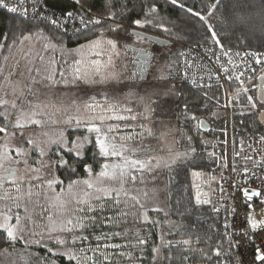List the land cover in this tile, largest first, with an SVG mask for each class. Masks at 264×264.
I'll return each mask as SVG.
<instances>
[{
  "label": "trees",
  "instance_id": "1",
  "mask_svg": "<svg viewBox=\"0 0 264 264\" xmlns=\"http://www.w3.org/2000/svg\"><path fill=\"white\" fill-rule=\"evenodd\" d=\"M47 1L49 6L58 9L60 12L70 10L74 12L83 11L90 17V20L103 17L106 18L107 22L102 20L99 26L92 25L87 30L70 36L43 22L31 21L0 8V63H2L4 57H8L19 46L21 39L23 40L24 37L35 32H44L50 41L60 45H67L68 47L96 40L108 32L107 29L110 25L113 26V20L108 19L109 11L126 13L125 19H120L119 15L115 18L121 24V29L125 28L123 30H126V32L130 29H140L156 35L167 36L174 41H180L182 45L192 44L221 48L211 38L210 32L214 30L224 46L222 49L264 51V0H177L176 5H173L171 0H86V2L85 0H80L83 9L78 6L80 4H77L76 0ZM112 4H115V7H111ZM123 4L127 5V9L121 7ZM152 4H156L157 11L154 14H149L148 7ZM212 5L217 6L213 8ZM188 9H192V11L189 12ZM194 13H199L200 16H196ZM153 16L156 18L153 24L135 25L132 23L135 19L144 20L146 17L152 19ZM200 17H204V19ZM157 21L162 23L163 27H155L154 24ZM165 28L169 31H165ZM126 32L122 36L131 38L130 32ZM180 51L182 52L181 47L170 55L168 64V67L171 65L169 70L172 73V77L176 75L175 77H177L180 84L179 99L172 107L175 120L171 122V136L174 139L176 138V141H174L176 147L174 149L164 147L165 145L162 144L161 139L157 135L158 142H155L157 144L151 154L162 160L161 154L166 150L170 154L167 157V161H170L177 153L188 151V157L183 163L178 161L173 164L170 169L161 165L159 170L156 171L157 176L155 175L156 177H154L158 185L157 188L147 187L143 189V191L152 190L159 195L155 202L140 203L144 205L143 208L137 205L130 210L124 209L129 211V215L126 218L127 223L122 226L108 223L94 230L95 235L115 231L123 232L129 237L128 240H125L123 236H111L110 239H102L99 242L102 246L104 244L119 245L115 249H104L110 257H114L108 264H210L208 256L213 257L211 264H235L237 262L235 247L230 254L222 255L219 261L214 256V250L221 246L223 251L227 253V238L223 233L225 232L224 224L226 221L229 224L228 230L230 231V215L228 211L218 214L213 213L209 210L207 204L196 203V195L202 181L209 180V177L213 175L218 177L223 170L219 161L214 162L209 159L208 154L215 152L217 157H224V130L227 115L230 119L231 137L236 143L249 134L257 132L264 134L262 127L258 129L260 124L256 112L248 106L246 99L248 95H252L254 98V88L250 86L243 87L247 88L248 92H240L230 98L231 103L228 111H226L225 105L228 101L226 94L228 91L235 89V83L199 84L198 88L197 84L184 82L182 80V55H179ZM65 65L62 63L61 67L64 69ZM132 81L138 82L136 80ZM135 89L139 90L136 87ZM205 92L207 97L204 96ZM29 99L34 101L37 98L29 97ZM42 99L45 100L46 98ZM185 103L188 104L187 109L184 108ZM44 104L46 103L44 102ZM51 104L47 105L50 106ZM134 110H136V107H134ZM1 111L14 112L15 110L9 104L7 108L3 107ZM123 111V109L118 108L114 112L120 114ZM108 113L105 110L96 112L97 115L103 114L106 116H108ZM212 113H216V115L213 116ZM192 116L197 119L192 120ZM67 118L68 115L64 119ZM202 118L209 124V130L207 131H203L200 127V119ZM52 124L58 126L54 123ZM52 124L50 123V126H53ZM48 127L45 125L43 129H48ZM29 128L31 126H25L24 129ZM12 131L13 129L9 127L8 132L11 133ZM53 131L55 129L48 133V137L34 133V138L32 139L35 140L36 136L43 137L38 138V141L51 138L56 133H53ZM23 133L25 140L31 139L30 136L26 137V135L31 133L30 131H24ZM68 134H71V139H75L77 135H86L88 133L83 127H71ZM5 135V133H0V143H4L3 138ZM188 137H192V140H188ZM18 139L19 132H17L16 140L10 139L8 142L9 150L13 149L12 153L15 152L14 149ZM90 145L87 146L88 152L83 157V160L88 163L92 162L93 155ZM23 146L26 148L30 147L26 143ZM190 146L196 148L195 153L190 151ZM38 154L34 156L36 163L30 161L33 168L39 166L40 157ZM14 159H19V157L16 156ZM111 160L118 161L116 157L111 158ZM100 162H104L103 158H100ZM83 170L82 167H78L77 172L70 175L66 169H58L55 174L64 181L63 185L59 186V190L61 191L62 187L66 188L71 180L90 179L91 177ZM99 171V167L96 166L92 175L93 179ZM193 172H199L201 175L194 176ZM147 174L150 173L144 175ZM39 181L47 186L42 180ZM149 185L151 184L149 183ZM160 188H162V191L159 190L157 192ZM127 191L128 193L132 192L131 189ZM121 198L123 199V196ZM16 211L19 212L20 216L30 212L15 206L11 212L14 213ZM105 211L109 216H114L115 210ZM145 213L149 216V222L147 223L142 219ZM104 214L103 212L99 213L101 217ZM137 216H139V219L136 218ZM152 221H155V223H152ZM3 231V229H0V232ZM75 233L78 235L79 230ZM84 234L88 235V232ZM137 234L146 240V244L142 246L136 244L135 236ZM36 238L39 237L37 235L31 236V238L25 237L18 242L14 241L10 244L0 242V264H37L35 257L37 255L43 257L46 254V249L42 245L30 243L32 239ZM183 240H189L190 243L184 245L181 243ZM76 243L77 245L81 243L95 245L97 241H95L94 236H89L87 241H77ZM129 244L134 247H130ZM49 247H51V243H49ZM157 247L160 248L159 258L154 260L153 257L157 256V253L153 252L152 249ZM60 250L62 251L63 249ZM53 251L55 252L57 249L54 248ZM88 255H93V253L89 252ZM185 256L188 257L187 260L183 259ZM55 264H68V259L67 257H62L55 260Z\"/></svg>",
  "mask_w": 264,
  "mask_h": 264
},
{
  "label": "snow or ice",
  "instance_id": "2",
  "mask_svg": "<svg viewBox=\"0 0 264 264\" xmlns=\"http://www.w3.org/2000/svg\"><path fill=\"white\" fill-rule=\"evenodd\" d=\"M86 2V0H85ZM77 4H80V0H76ZM173 5L177 4V0H171ZM0 6L8 8V4L5 0H0ZM37 5L34 4L35 8ZM183 6V5H181ZM217 5H212L216 7ZM81 9L83 5L80 4ZM111 7H115V4H112ZM122 8L127 9V5H121ZM12 12H16L17 9L12 7L10 9ZM157 11L156 4H152L148 7V13L154 14ZM189 12L192 9H188ZM196 16H200L199 13H194ZM65 17L67 19H72L75 17V12H66ZM119 15L120 19L126 18L125 12H113L109 11L108 19L113 20V25H110L107 29L108 32L114 34L116 39H107L105 41L101 40H91L88 43L89 49L95 50L94 55L97 57L90 61V63L85 62L83 59L82 50L85 48V45H80L79 49H69V54L73 52H80L82 58L76 59L74 56L73 59V73L71 78H69L63 68H51V64L54 61L49 62L47 65L36 66L32 60H28L24 64L23 71L20 70L19 62L13 65V69L8 72L7 76H4L3 69L0 67V76H3L5 80H8L10 77H13L14 74L20 76V81H16L15 85L11 87V93L16 97V101L11 102V108L15 110L14 112L0 111V133H5L4 143H0V168H4V162H14L16 164H23L25 166V172L28 174L30 180H42L45 182L49 188L53 186L63 185L64 181L59 179L56 176V171L58 169H66L70 175L77 172L78 167H82L84 171L92 177L94 173V168L99 167L100 171L95 174V179H85L83 181L71 180L69 181L67 187L71 190L74 186L83 184L85 189H81L83 193V198H77L73 196L70 200H65L63 202L62 208L60 209L61 214L65 215V218L59 223H52L51 227L47 228V234H33L37 235L39 238L32 239L31 244L42 245L46 249V254L41 257L37 255L35 260L37 264H55V260L62 257H67L68 264H108V262L114 257H110L107 252L104 251L105 248H118L119 245L104 244L103 246L99 243L102 239L108 240L111 236H123L125 240H128L129 237L123 232H111V233H102V235H95V229L100 228L103 224L113 223L116 225L122 226L127 223V216L129 211L124 209H132L137 205L140 208H143L144 205L139 203V200L136 196H132L131 199L134 201L133 204H128L123 197L129 195L127 189L130 185H135L137 182H144L145 173H153L157 168L162 164L165 168H171L173 164H176L178 161L183 163L184 160L188 157V151L184 153H177L170 161H163L151 154V150L148 148H131L123 141L132 140L131 136H121V143L116 142V137L113 135L114 132H119L118 124H110L108 121H123L128 119H136V116H106L103 114H96V109L102 107L96 100L95 97H89L88 100L83 101L82 107L86 113H90L86 117L78 118L75 116H69L63 123L69 127L72 126L75 122V127L85 128L87 133L86 135H77L75 139H71L69 134L65 136V133L61 131L57 139H45L42 141H36L32 139L25 140L24 133L20 131L25 128V124L40 125L44 126L49 123L51 119L50 116L44 111L48 107L47 104H44L43 101L40 103H33L32 99L38 98L41 94V90L45 89L48 92L49 103H51V97L57 96V86L63 84L65 87L76 86L78 84L91 85V84H103L108 80L119 81L120 77L118 74H111L110 76H100V79H96V76L100 74V69L102 67L101 57L107 55L108 63H112V56L118 55L116 52L117 41L119 37V31L121 30V24L115 18ZM42 20H47V17H38ZM204 19V17H200ZM156 18L153 16L152 19L147 17L144 20L135 19L132 21L135 25L142 24H153ZM104 20L107 22L106 18H93L89 21V24L93 26H99L101 21ZM83 18H81V23H83ZM52 25H57L59 22L55 19L50 21ZM63 26V25H61ZM155 27H163L162 23L156 22ZM87 27V25H86ZM165 31H169L167 28ZM139 36V33H136ZM211 38L215 41L217 45H220L223 48L220 38L217 36L216 32L213 30L210 32ZM25 40L28 37H24ZM62 42V41H61ZM106 44L109 46L107 49L103 47ZM55 47L54 45H45V48ZM27 55V54H25ZM179 55H183L180 53ZM213 55H216L213 53ZM224 56L228 55V52H223ZM219 56L217 59L219 60ZM7 59V58H5ZM38 59L43 61V56L38 55ZM231 63V61H229ZM256 64L264 65V61L260 58H255ZM171 67V65H169ZM221 70L225 73H228V69L221 66ZM252 72H255V69H251ZM57 75L60 79H57ZM172 75L171 72L168 74ZM187 75V73H185ZM240 75H229L228 79L240 80ZM163 78V77H162ZM196 83V81H193ZM243 81H241V84ZM21 84L23 85L21 87ZM199 88V84H197ZM0 91H3L5 95L8 94L7 90L0 87ZM242 92L247 93L248 89H241ZM172 93L170 92L169 95ZM204 96L207 97V93H204ZM248 106L252 109L257 108V102L254 100L252 95L246 96ZM261 99L264 100V92L261 93ZM19 102V107L17 106ZM10 104V101L7 99L0 98V105L7 108ZM71 106H75L76 111L79 112L81 109V104L77 103L76 99H72ZM119 108L118 103H112L109 105V108L105 111H115ZM184 108H188V104H184ZM259 108L264 112V104H260ZM60 111L61 109H57ZM67 109H63L66 111ZM151 109H146L150 111ZM126 111L131 112V109H126ZM213 116L216 113H212ZM39 117V118H35ZM47 117V118H46ZM146 118V117H145ZM192 120H196L195 116L191 117ZM52 123H57V121H51ZM203 124V121L200 122ZM9 127L13 129L11 133L8 132ZM264 127L258 125V129ZM17 132H19V139L15 146V154L19 159H14V157L9 152V140L17 139ZM151 135V132H148ZM40 135L48 137L47 132H42ZM188 140H192V137H188ZM257 144L264 147V134L259 135ZM29 145L30 147H24V144ZM92 145V162L88 163L83 160V157L88 152V145ZM254 151L256 149H253ZM190 151L192 153L196 152L195 147L190 146ZM35 152L39 153V167H31L30 161L36 163L33 154ZM238 156L239 153L237 152ZM55 157V159H52ZM119 158L118 161L111 160V158ZM100 158H103L104 162H100ZM208 158L212 159L214 162L219 161L221 167L227 168L229 164L225 163V157H217L215 152L208 154ZM245 160L249 161L252 164V168L259 169V173H264V160L261 162L253 161L251 156H245ZM155 162V163H154ZM16 169L11 167L5 169L6 175L15 176ZM233 173L237 172L236 167H231ZM32 173H38L39 175L32 176ZM243 173L245 178H253L259 182L260 187L256 189L243 187L236 183H233V187L236 191L242 192V198L244 202H251L253 197H259L264 202V174H259L258 172L251 171L248 167H243ZM194 176H200L201 173L193 172ZM19 181L23 182L25 177L20 176L16 177ZM220 179H224L221 177ZM217 180L216 176H210L208 183L215 182ZM107 185V186H106ZM93 190V191H88ZM17 191H20L19 186H17ZM63 191V189H61ZM221 193L223 188L220 189ZM31 189H29V195ZM207 195V194H205ZM23 197H20L22 199ZM221 200L224 199L223 195L220 197ZM73 201L75 202L73 206ZM197 204H210V199H202L201 194L198 191L196 195ZM17 208L20 207V204L15 205ZM251 203H248V207L251 208ZM105 210H115L114 216H109ZM212 212L218 214L220 208L213 205ZM10 211V209L8 210ZM25 211L27 209L25 208ZM159 211V209H157ZM232 213H235V208L231 209ZM100 212L105 213L103 217L99 215ZM262 218H257L256 215L252 212L246 213L245 222L246 226L240 228L239 231L233 229L229 231V224L226 221L224 224L225 232L223 235L227 238V253L223 251L222 246L214 250V256L217 261L220 260L222 255L230 254L231 250L234 247H240L242 244H254V236L256 230H264V212L261 213ZM12 215L7 214L6 212H0V229H3V232H0V242L11 243L18 242L24 238V233L27 230V225L21 222L20 216L17 214L15 216V224L10 223L12 220ZM51 219V213L49 214ZM139 219V216L136 217ZM145 223L149 222V216L145 213L142 217ZM155 223V221H152ZM79 230V234H74ZM88 232V235L84 233ZM89 236H94L95 245L93 244H83L77 245V241H87ZM71 237V239H69ZM137 245L146 244V240L141 238L139 234L135 236ZM51 243V247H49ZM171 243V242H169ZM181 243L188 245L189 240H183ZM130 247H134L129 244ZM57 251H53V249ZM60 249H63L62 251ZM153 252L157 253V256H154L153 259L159 258L160 248H153ZM91 252L93 255H88ZM255 260L264 262V251L261 250L260 246L255 248ZM210 264L213 259L212 256L207 257ZM184 260H187L188 257H183Z\"/></svg>",
  "mask_w": 264,
  "mask_h": 264
},
{
  "label": "rangeland",
  "instance_id": "3",
  "mask_svg": "<svg viewBox=\"0 0 264 264\" xmlns=\"http://www.w3.org/2000/svg\"><path fill=\"white\" fill-rule=\"evenodd\" d=\"M123 29L119 31V37H122L123 33L126 32V30L124 31ZM27 37H28L27 40L21 39L20 44H18L19 46L14 51H12L8 55V57H4V60L2 61V63H0V67H2L3 69L4 76H7L8 72L12 70L13 65L17 62V59L19 58L18 56L22 53L21 51H23V53L21 54V60L19 64L21 71H23L24 64L28 60H32L34 64L38 67L41 66L42 64L47 65L49 64V62L54 61V63L51 64V68H62L61 67L62 63L66 64L64 70L69 78H71V75L73 73L72 57L74 56L76 59L82 58L80 52H73L70 55L68 51L69 49H79L80 45L82 44L85 45V48L82 50V53H83V59L85 60L86 64L90 63L91 60L97 58L94 55L95 50L89 49L88 43H81L73 47L70 46L68 47L67 45H60V44H56L53 41H50L48 39L49 37L46 36L44 32H35L32 35H28ZM107 39H116V37L114 36V34L107 32L106 34H103V36L99 37L98 40H101L103 42ZM119 39L122 40L121 38ZM173 42H174L173 47H166L164 49L167 53H169V55H172V53L175 52L180 47L182 48V43H180V41L173 40ZM49 44L54 45L55 47H49L46 49L45 45H49ZM103 47L107 49L109 46L104 44ZM122 47L123 44H121V50L119 47L116 48V52L118 53V55L114 54L112 56V63H108L107 55L100 58L102 67L100 69V74L96 76V79H100L101 75L110 76L111 74H118L120 77L119 81L108 80L103 84H91V85L81 84L80 86L78 84L76 86H70V87H65L63 84L58 85L57 89L53 90V91H57V96L51 97L52 104L50 106L54 110V115H52V113L49 115L51 117L50 123H52L51 121L54 118L63 119L67 115L68 117L69 116H75L78 118L86 117L90 113L89 114L86 113L82 107V103L83 101H85L84 96H87L86 97L87 99L91 96L92 93H94L99 98H101L105 96V87L107 86L109 87V85H113L109 89V91L111 92L106 95L113 103H118L119 109H123L124 111L120 114L119 113L117 114L114 111L109 112L108 116L109 115L136 116V119L134 120L128 119L123 121H108V123L110 124L119 125V132L113 133V135L116 137L117 143L122 142L120 140L121 136H131L133 137L132 140L123 141L129 147L131 148L143 147L154 150V146L157 144L155 142L156 141L158 142L156 138V136L158 135V138L161 139L162 144L165 145L164 147L169 149H174V147H176V143L174 142L176 141V138L174 139L173 136H171L172 133L171 122L175 120V117L173 115L172 107L177 103L179 99L180 84L177 77H175L176 75H173V77L172 75L171 76L168 75L169 72H171L168 67L170 59H168L167 61H163L157 67V69L155 68L156 70L153 69L148 75L147 79L142 80V82L141 81L133 82L130 81L128 77L130 75L125 70V68H127L126 65L128 64V60L122 50ZM38 55L43 56V61L38 59ZM20 79H21L20 76L16 74V77L12 79L10 85L5 86L2 83L3 77L0 76V87L6 89L8 92V94L4 99L9 100L10 104L11 102L16 101V97L11 93V87L15 85L16 81H20ZM57 79H60L58 75H57ZM5 82H7V80L4 81V84ZM22 86L23 85L21 84V87ZM135 87L139 89L138 90L139 92L135 89ZM170 92L172 93L171 95H169ZM238 93L239 92H237L236 94ZM41 94L37 99H35L32 102L43 101V103L45 102L46 104H49L47 90L42 89ZM2 95H3V91H0V98ZM97 96H96V101H98L99 99L97 98ZM42 98H46V99L43 100ZM131 98H134V102H135L134 107H136V110L133 109V111L128 112L125 109H128L130 107L131 102L129 101V99ZM72 99H76L77 103L81 104V109L79 112L76 111L75 106H71ZM102 101L103 103H106V100L102 99ZM230 101L231 99L229 100L228 103L229 106L231 103ZM17 106H18V102H17ZM104 106H106V104H104ZM226 106L227 105H225V110H226ZM57 109H61V110L58 111ZM63 109H67V110L63 111ZM146 109H151V110L146 111ZM35 118H39V117H35ZM149 131L151 132V135L148 134ZM167 132L170 133V135H168ZM163 152L164 153L161 154L162 157L161 162L167 161V157L170 156V154H168L166 150H164ZM117 159L119 160V158ZM159 168H157L153 173L144 175L145 177L143 183L137 182L135 185H130L128 189H131L132 192H130L127 197H123V199H125L128 204L134 203V201L131 199L132 196H136L139 200V203L146 204V202H151V201L155 202V200L158 199L159 195H157V193L152 190L143 191V189H146L147 187L157 188L158 185L157 182L155 181L156 179L155 177L157 176L156 171L159 170ZM34 174H38V173H34ZM91 178L93 179V177ZM78 180L82 181L80 179ZM149 183L151 185H149ZM57 189L58 191L56 192V198L59 199L57 202H55L54 199L55 192L53 190H51L53 192H51L50 194H45V193L41 194L42 199L46 200V202H38L39 204H41L42 208L43 205H45V211L46 213H48L47 214L48 216L51 213V219L48 217L49 221L47 220L49 224L48 227H51L53 222L59 224L65 218L66 214L62 215L60 211L63 202L65 200H70L73 198V196H76L77 198H83V193L81 192V189L87 190L83 184L76 185L71 190L67 189V186L66 188L65 187L61 188L63 189V191H60L59 187ZM159 190L162 191V188L158 189L157 192H159ZM17 203L20 204L19 209H21L23 207L22 206L23 204H21L20 202H15L14 204L10 205L9 208L6 207L7 214L12 215L13 217L12 218L13 220L10 221V223L13 224H15L16 222L15 216L17 215L18 211L12 213L11 211L8 210L13 209ZM74 204L75 202L73 201V206ZM27 207L26 206L23 207L24 211L25 208L27 209ZM20 219L21 221L23 220L21 216ZM22 223H25L27 225V230L24 233V238L25 237L31 238V236L33 237L35 236L33 234L42 233L41 230H38L37 227H34V221L32 218L29 219V223L26 222H22ZM46 233H47V228H45V231L42 234L46 235Z\"/></svg>",
  "mask_w": 264,
  "mask_h": 264
},
{
  "label": "built area",
  "instance_id": "4",
  "mask_svg": "<svg viewBox=\"0 0 264 264\" xmlns=\"http://www.w3.org/2000/svg\"><path fill=\"white\" fill-rule=\"evenodd\" d=\"M5 2L8 4V8L2 6L0 8L7 12L31 21L43 22L70 36L77 35L92 26V24H89L90 17L83 11L75 12L74 18L67 19L64 14L69 11L60 12L58 9L49 6L47 0H5ZM34 4L37 5L35 8L33 7ZM12 7H15L17 11H10ZM38 17H47L48 19L42 20ZM81 18H83V23H81ZM52 19L57 20L59 23L52 25L50 23ZM225 51L228 52L227 56L223 55ZM182 53L181 71L184 82L189 84L235 83V89L228 91L226 94L228 100L226 111L229 108L230 98L235 96L237 92H242L241 89L245 86L254 88L259 76L264 74V65L255 63V58H260L264 61V51L225 50L222 48L183 44ZM213 53L216 55H213ZM217 56L220 57L219 60ZM222 65L229 70L228 73L221 70ZM252 68L255 69V72L251 71ZM241 72L244 75L240 76V80L228 79L229 75L236 76L240 75ZM193 81H196V83H193ZM241 81H243L242 84ZM229 124L230 119L227 115L224 130V157L225 163L229 164V167H223L215 182L209 184L208 180L202 181L199 192L202 199L211 200V203L207 204L211 212L213 205L219 207L220 212L227 210L230 215V231L233 229L239 231L240 228L246 226V213L252 212L258 219L262 218L261 213L264 212V202L259 197H253L251 202H244L242 192L236 191L233 183L252 189L260 187L258 181L251 177L245 178L243 167H248L251 171L259 173V169L252 168V164L245 160L244 157L251 156L253 161L261 162L264 160V147L256 142L258 136L262 135L259 132L249 134L236 143L231 137ZM253 149L256 150L254 151ZM237 152L239 153L238 156L236 155ZM233 166L237 169L235 173L231 171ZM221 177L224 179H220ZM221 188H223L222 193L220 191ZM221 195L224 197L223 200L220 199ZM248 203H251V208L248 207ZM232 208H235V213H232ZM256 246H260L261 250L264 251V230H256L254 244H242L238 248L235 247L237 254V262L235 264H264V262L255 260Z\"/></svg>",
  "mask_w": 264,
  "mask_h": 264
},
{
  "label": "flooded vegetation",
  "instance_id": "5",
  "mask_svg": "<svg viewBox=\"0 0 264 264\" xmlns=\"http://www.w3.org/2000/svg\"><path fill=\"white\" fill-rule=\"evenodd\" d=\"M129 32L131 34V38H127V37L125 38L124 37V40L126 41V43L123 44V47H122L123 52H124V54L128 60V64L126 65L127 68H125V70L130 75V76H128L130 81L136 80V81L142 82V79L140 76H141V71L143 69V64L140 63V61H137L136 58L139 57L142 60H144L143 62H146L145 59H146L147 53H151L150 54V69L148 72V75H149L153 69H155V68L157 69V67L163 61H167L169 59L170 55L164 49L166 47H173L174 42L171 43L170 45H160L158 43H154V42L148 41L144 38H140V37L133 35L131 33V30H129ZM131 46L145 49L146 53H144L142 51L141 52L136 51V50L133 51ZM21 52L23 53V51H21ZM20 55L18 57H20ZM17 61H18V59H17ZM148 75L145 79L148 78ZM14 77H16V74H14L13 77H10L9 80H7V82H5V84H4L5 80L3 78V81H2L3 85L9 86ZM80 85L81 84H79V86ZM262 92H264V74L259 76V78L256 81L254 90H253V95H254L255 101L257 102V108L255 109V112H256V115L258 118V122L260 125L264 126V112H262L259 108L260 104H264V100L261 99V93ZM5 97H6V95L3 92V95L1 96V98L4 99ZM3 107L4 106L0 105V111L3 109ZM44 111L48 114V116L51 113H52V115H54V110L51 108V106H48L47 108H45ZM98 111L99 110L96 109L97 113H98ZM53 120L57 121V123H54V124H56L58 126H55L52 123L51 124L53 126H50V120H49L48 125H46V126H49L48 129H43V127L45 125L40 126V125L26 124L25 126H31V128L24 129L23 132L24 131H30L31 133L29 135H26V137L30 136L32 139V138H34L33 137L34 133L40 135L42 132L50 133V131L55 129V131H53V133L54 132H56V133L53 137H51V139H57L58 135L61 131H63L65 133V136H68L69 135L68 134L69 128L75 127V122H73L71 127L65 125L63 123V121L66 119H64V118L63 119H59V118L55 119L54 118ZM262 128L264 129V127H262ZM40 137L36 136L35 140L38 141V138H40ZM24 138H25V136H24ZM41 138H43V137H41ZM39 141H42V139ZM90 147H92V145H90ZM9 152L13 157H14V155L16 157L15 152L12 153L13 152L12 148L9 150ZM37 154H38V152H35L33 154V156H35ZM52 159H55V157H52ZM9 167L17 170L15 173V176L5 174V169H7ZM31 175L35 176V175H39V174L32 173ZM20 176L25 177L23 182L16 179V177H20ZM17 186H19V188H20L19 192L17 191ZM58 187L59 186H53V188H49L48 185L47 186L44 185L39 180H30L28 178V174H26V172H25V166L23 164L18 165L16 163L5 161L4 162V168H0V211L6 212L7 211L6 207L9 208L10 205L14 204L15 202H20L21 204H23L22 205L23 207L24 206L27 207L28 203H29V206L27 207V209L30 212L28 214H24V216L21 215V217L23 218V220L21 222L29 223V219L32 218L34 221V227H37L38 230H41V232H44L45 228H48V226H49V224H48V221H49L48 217L49 216L47 215L48 213H46V211H45V205H43V208H42L41 204H39L38 202H46V200L42 199V195H41L42 193L50 194L53 191L55 192V198H54L55 202H57L59 200L56 198V192L58 191V189H57ZM29 189H31L30 195H29ZM51 190H53V191H51ZM20 197H23V198L20 199ZM29 201H31V202H29ZM30 206H31V208H30ZM10 211H12V209H10ZM17 214H19V212ZM82 242H84V241H82Z\"/></svg>",
  "mask_w": 264,
  "mask_h": 264
},
{
  "label": "water",
  "instance_id": "6",
  "mask_svg": "<svg viewBox=\"0 0 264 264\" xmlns=\"http://www.w3.org/2000/svg\"><path fill=\"white\" fill-rule=\"evenodd\" d=\"M131 33L135 36L136 33H139V36L137 37H140V38H144L148 41H151V42H154V43H158L160 45H170L171 43H173V40L171 39H168L167 37H163V36H160V35H156V34H153V33H150V32H147L145 30H140V29H132L131 30ZM131 48L133 49V51H142L144 53H146V50L145 49H142V48H137V47H134V46H131ZM1 53V51H0ZM150 54L151 53H147V56H146V62H143L144 60H142L141 58L137 57V61H140V63L143 64V69L141 71V79L144 80L147 75H148V72H149V69H150ZM20 60H21V55L20 57L18 58V61L19 64H20ZM17 62L15 64H17ZM203 121V124L201 125L200 124V127L203 131H207L209 130V124L208 122L205 120V119H201L200 122ZM154 150H151V152H153Z\"/></svg>",
  "mask_w": 264,
  "mask_h": 264
},
{
  "label": "crops",
  "instance_id": "7",
  "mask_svg": "<svg viewBox=\"0 0 264 264\" xmlns=\"http://www.w3.org/2000/svg\"><path fill=\"white\" fill-rule=\"evenodd\" d=\"M120 38H121L122 40L118 39V41H117V47H119L120 50H121V44H125L126 41L123 40V38H124L123 36L120 37ZM98 39H99V38H98ZM98 39H96V40H98ZM122 50H123V49H122ZM112 86H113V85H109V87H108V86L105 87V96H103V97H101V98H99V97H98L97 95H95L94 93L91 94V97H95V100H96V96H97V98H99L97 102H98L102 107L97 108V109H99V110H103V111H104V110H107V109L109 108V105L113 103V102L109 99V97L106 95V94H108V93L111 92V91H109V89H110ZM86 97H87V96H84L85 100H88L89 98L86 99ZM102 99L106 100V103H103ZM129 101L131 102V105H130V107H129L128 109H131V110L133 111V109H134V106H133V98L129 99ZM104 104H106V106H104ZM108 112H112V111H108Z\"/></svg>",
  "mask_w": 264,
  "mask_h": 264
}]
</instances>
